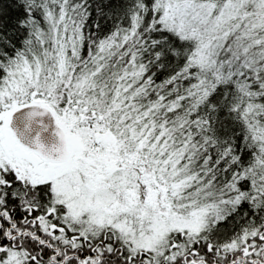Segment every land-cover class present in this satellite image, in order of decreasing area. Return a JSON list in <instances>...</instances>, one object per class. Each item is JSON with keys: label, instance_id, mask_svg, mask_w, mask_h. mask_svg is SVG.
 Wrapping results in <instances>:
<instances>
[{"label": "snow or ice", "instance_id": "6c2138e0", "mask_svg": "<svg viewBox=\"0 0 264 264\" xmlns=\"http://www.w3.org/2000/svg\"><path fill=\"white\" fill-rule=\"evenodd\" d=\"M0 264H264V0H0Z\"/></svg>", "mask_w": 264, "mask_h": 264}, {"label": "water", "instance_id": "95a60500", "mask_svg": "<svg viewBox=\"0 0 264 264\" xmlns=\"http://www.w3.org/2000/svg\"><path fill=\"white\" fill-rule=\"evenodd\" d=\"M25 111L22 109L14 113L11 123V126L17 131V135L21 138L22 142L30 143L37 132L40 133L41 140L46 144L55 139L53 133L55 125L50 114L35 117L31 121L30 127L26 129L25 124L28 123V120ZM37 121H42L43 123H37ZM45 124L47 128H44Z\"/></svg>", "mask_w": 264, "mask_h": 264}]
</instances>
